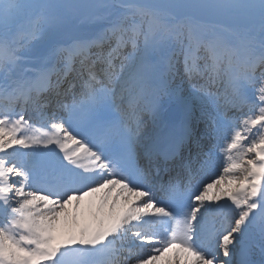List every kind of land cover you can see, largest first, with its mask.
<instances>
[{
    "label": "snow or ice",
    "instance_id": "obj_1",
    "mask_svg": "<svg viewBox=\"0 0 264 264\" xmlns=\"http://www.w3.org/2000/svg\"><path fill=\"white\" fill-rule=\"evenodd\" d=\"M172 249L264 264V0H0V264Z\"/></svg>",
    "mask_w": 264,
    "mask_h": 264
},
{
    "label": "bare ground",
    "instance_id": "obj_2",
    "mask_svg": "<svg viewBox=\"0 0 264 264\" xmlns=\"http://www.w3.org/2000/svg\"><path fill=\"white\" fill-rule=\"evenodd\" d=\"M95 196H96V194H95ZM130 199H133V198H130ZM121 202V201H120ZM121 205H124V201H123V204H121Z\"/></svg>",
    "mask_w": 264,
    "mask_h": 264
}]
</instances>
